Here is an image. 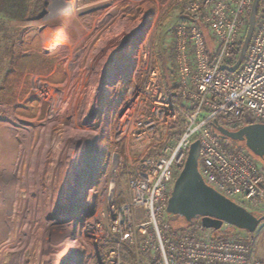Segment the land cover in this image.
I'll return each instance as SVG.
<instances>
[{"label": "rangeland", "instance_id": "rangeland-1", "mask_svg": "<svg viewBox=\"0 0 264 264\" xmlns=\"http://www.w3.org/2000/svg\"><path fill=\"white\" fill-rule=\"evenodd\" d=\"M260 3V8L264 7V0ZM27 6L29 15L23 19L0 14V143L9 139L2 126H9L11 139L20 141L19 133L28 131L29 126L37 129L48 123L47 165L60 150L64 160L59 166L74 167L77 161L87 167V160L98 154L90 171L95 176L83 181L94 201L90 211V203L61 211L52 204L36 216L32 239L17 227L16 218L12 221L11 207L7 213L0 210V264H60L67 247L80 252L77 264H98L105 238L93 237L97 221L106 224L113 196L115 202L128 199V178L137 162L153 152L152 141L135 140L119 122L128 102L127 90L138 88L147 64L158 65L170 87L173 28L183 8L177 0H27ZM136 40H141L138 48L127 53ZM127 61H132L135 69L119 79L116 71ZM21 121L23 126H17ZM231 143L233 147L245 146L240 141ZM112 153L118 157L116 175L110 172ZM255 158L264 166V160ZM47 173L39 180L44 189ZM67 174L73 175L63 169V181ZM83 193L86 196L87 190ZM60 204L64 205L63 199ZM78 208H84V214L74 217ZM254 212L264 214V198ZM61 219H66L65 227L71 232L69 241L53 245V238L65 237L68 230H61ZM166 221L173 230L188 225L172 214H167ZM214 233L250 242L264 261V220L252 233L230 225ZM44 234L47 245L42 243ZM151 255L140 254V264H148Z\"/></svg>", "mask_w": 264, "mask_h": 264}, {"label": "built area", "instance_id": "built-area-1", "mask_svg": "<svg viewBox=\"0 0 264 264\" xmlns=\"http://www.w3.org/2000/svg\"><path fill=\"white\" fill-rule=\"evenodd\" d=\"M177 1L183 13L173 28L170 87L158 65H145L138 88L127 90L119 116L135 140L152 141L153 152L128 178V199L115 202L113 196L106 224L97 221L93 237L105 238L98 264H140L142 253L153 254L148 264H264L250 242L215 235L200 217L182 230L166 221L167 200L196 139L198 170L207 185L252 212L264 198L262 163L246 146L233 147L230 139L215 134L212 126L218 117L237 120L235 129L264 123V7L258 8L244 58L231 73L223 67L237 61L253 0ZM140 42L132 41L127 53ZM134 69L132 61L122 62L116 75L120 79ZM110 160L116 175L117 154Z\"/></svg>", "mask_w": 264, "mask_h": 264}, {"label": "bare ground", "instance_id": "bare-ground-1", "mask_svg": "<svg viewBox=\"0 0 264 264\" xmlns=\"http://www.w3.org/2000/svg\"><path fill=\"white\" fill-rule=\"evenodd\" d=\"M16 125L23 126V121H21V123H16ZM24 125L28 124L24 122ZM29 127L28 131L25 130L24 133H19L20 141L11 139L13 134L9 126L6 125V127H1L4 131L3 134L9 139L4 143H0V171H3L0 174V210L4 208V210H7L5 213H7L10 212L11 207L12 212L10 215L12 216V221L16 218L17 227L26 231L27 236L32 239L35 230L36 216L41 211L49 208L52 204H55L53 208L57 207V211H61L69 207L77 208L81 203L87 205L93 203L94 196L92 191L89 190L88 184H84L83 181L89 180L91 176H95L94 174L91 175L92 173L90 171L96 165L98 154H93L87 160V167L78 164L77 161L74 167H70L66 164L59 166V162H63L64 160L63 150H60L56 151L55 160L47 165L46 162L48 159L45 153L46 147L50 145L47 142L49 136L47 131L48 123L43 125L45 128L43 130H41L43 127H38L37 129L33 128V126ZM76 154L78 155L79 153ZM63 169L73 173V175L67 174L65 181H63V177L61 179ZM45 172L48 173L46 188L44 189L43 185L39 183V180L40 176ZM86 190L87 194L85 196L83 192ZM108 192L109 194L112 192V186H109ZM62 199L64 200L63 206L61 204L59 205ZM88 207V211L92 210V205ZM78 209L74 217L80 213L81 215L84 214V208ZM88 211H85V213ZM65 220L66 219H61L58 220V222L60 224L62 223L60 227L61 230L66 231L68 228L65 227L67 225ZM71 223L73 222L69 224ZM11 226H13L12 229L15 230L14 222H12ZM70 233L68 229L65 237ZM45 236L44 234L42 243L47 245L48 240ZM65 237L61 235L60 237L53 238L54 242H52V244H68L69 239ZM63 250H65L62 251L63 253L65 252V257L64 259L63 257L61 258L60 264H71V262L77 264L80 261L81 255L77 249L72 250V248L67 247Z\"/></svg>", "mask_w": 264, "mask_h": 264}, {"label": "water", "instance_id": "water-1", "mask_svg": "<svg viewBox=\"0 0 264 264\" xmlns=\"http://www.w3.org/2000/svg\"><path fill=\"white\" fill-rule=\"evenodd\" d=\"M259 4L260 0H253L237 61L230 67H223L228 72H234L245 56L255 28ZM212 126L215 134L221 138L244 142L253 155L264 159V123H250L231 130L215 119ZM199 153L200 141L196 139L190 144L184 165L174 181L167 200V213L180 216L186 222L200 217L203 227L215 231L225 223L240 230L254 232L264 220V214L247 210L207 185L198 170Z\"/></svg>", "mask_w": 264, "mask_h": 264}, {"label": "trees", "instance_id": "trees-1", "mask_svg": "<svg viewBox=\"0 0 264 264\" xmlns=\"http://www.w3.org/2000/svg\"><path fill=\"white\" fill-rule=\"evenodd\" d=\"M261 3L259 4V7ZM0 14L14 19H23L29 15V9L27 6V0H0ZM170 89V88H169ZM173 100H178L176 95H174L173 91L169 92ZM217 121L220 125L228 128V129H235L237 127V120L234 119H223L218 117ZM232 142H237L233 141ZM257 213V212H255ZM188 224V222H187ZM221 236H225L221 234Z\"/></svg>", "mask_w": 264, "mask_h": 264}, {"label": "crops", "instance_id": "crops-1", "mask_svg": "<svg viewBox=\"0 0 264 264\" xmlns=\"http://www.w3.org/2000/svg\"><path fill=\"white\" fill-rule=\"evenodd\" d=\"M240 230V229H239ZM242 231H245V230H242Z\"/></svg>", "mask_w": 264, "mask_h": 264}, {"label": "flooded vegetation", "instance_id": "flooded-vegetation-1", "mask_svg": "<svg viewBox=\"0 0 264 264\" xmlns=\"http://www.w3.org/2000/svg\"><path fill=\"white\" fill-rule=\"evenodd\" d=\"M264 160V159H263Z\"/></svg>", "mask_w": 264, "mask_h": 264}]
</instances>
